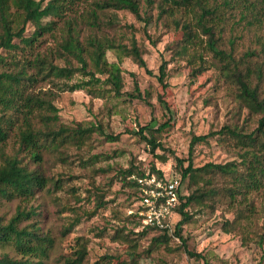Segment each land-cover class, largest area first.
I'll return each mask as SVG.
<instances>
[{
    "label": "trees",
    "instance_id": "16d2710c",
    "mask_svg": "<svg viewBox=\"0 0 264 264\" xmlns=\"http://www.w3.org/2000/svg\"><path fill=\"white\" fill-rule=\"evenodd\" d=\"M119 11H129L146 26L152 23V12L157 11L156 20L180 29L182 38L172 49L173 56L191 66L195 78L211 68L217 71L235 96L239 111L247 110L248 117H256L257 126L246 130L238 124H226L207 135H194L190 156L176 157L175 173L172 166L170 170L182 181L173 213V218L178 216L179 220L169 221L172 232L145 226L136 214H129L137 229H117L113 238L122 239L130 254L138 257V244L149 233L155 234L150 252L168 245L173 237H178L186 248L182 230L193 219L191 210L215 212L219 206L235 212L234 220L223 224L226 233L238 232L245 242L256 231L255 195L264 194V0H50L46 5L44 0H0V50L5 52L0 53V207L4 201L21 202L10 220L5 222L0 217V264H45L53 240L43 234L38 222L43 215L42 206L22 204L45 189H64L63 177L48 175L44 163L67 143L82 149L94 131L81 125L73 129L60 124L54 103L57 92L36 91L39 85L49 84L58 92H74L88 85L96 90L100 84H107L115 95H120L123 57H132L148 75L154 76L135 41L129 48L110 35L109 31L118 26ZM60 21L62 26H58ZM30 26L32 31L27 35ZM85 30L90 35L81 41ZM49 37L55 46L42 49ZM110 50L117 53L118 62L108 61ZM72 58L79 67L56 63ZM77 73L89 78L88 85L70 83ZM167 76L164 61L157 77L164 88ZM135 92L138 99H143L137 81ZM169 124L161 125L157 131L141 128L153 153L162 147L156 133ZM145 132H149V137L144 136ZM215 135L222 136L221 144L230 148L237 159L229 167L215 163L197 167L192 159L195 145L208 142ZM107 138L116 140L112 135ZM11 140L14 143L10 145ZM156 158L163 163L168 161L162 155ZM151 172L160 178L169 175L156 164ZM145 174L134 165L120 173L125 178ZM25 221L29 223L21 227ZM6 249L22 259H14ZM79 253L78 263L83 261L86 249ZM187 253L202 258L199 253ZM106 259L109 258L103 260Z\"/></svg>",
    "mask_w": 264,
    "mask_h": 264
},
{
    "label": "rangeland",
    "instance_id": "374dc122",
    "mask_svg": "<svg viewBox=\"0 0 264 264\" xmlns=\"http://www.w3.org/2000/svg\"><path fill=\"white\" fill-rule=\"evenodd\" d=\"M49 1L44 0V5ZM152 13V23L146 26L129 11L116 12L118 26L109 33L129 48L135 41L154 76L148 75L132 57H123V89L120 95H115L107 84H100L95 90L87 84L89 78L81 73H77L70 83L87 84L86 88L58 92L49 84H41L36 90L57 92L54 103L59 110L60 124L73 129L79 125L94 129L82 149L67 143L44 163L48 175L63 177L64 189H45L29 203L22 204L42 206L43 215L38 217V222L43 234L53 240L49 257L44 262L264 264V194L255 195L258 226L245 242L238 232L228 234L223 230L224 222L235 218V212L227 210L226 206L217 207L215 212L211 209L191 210L193 219L182 230L186 248L178 237H173L168 245H161L150 252V242L155 234L149 233L138 244V257L130 254L122 239L113 238L117 229L124 228L127 232L137 229L129 220L136 201L135 188L131 176H121L122 171L134 165L147 173L156 164L171 176L175 173L176 157L187 159L190 156L194 135H207L226 124H238L246 130L257 126L256 117H248L247 110L239 111L235 96L217 71L211 68L195 78L191 75V66L173 56L172 49L182 38V31L167 26L163 20H156L157 11ZM62 25L60 21L58 26ZM31 31L30 26L27 35ZM88 35L90 31L85 30L81 41ZM50 45L55 46L51 37L43 43L42 49ZM0 53L5 55L4 50ZM107 58L109 62L119 61L113 50L107 52ZM164 61L167 62L168 73L166 88L157 78ZM88 62L93 70L91 62ZM56 63L60 66H80L73 58L69 62L59 59ZM97 77L105 79L99 74ZM136 81L143 99L135 95ZM167 122L169 126L156 133L162 147L153 153L140 130L149 127L157 131ZM107 135L116 140H109ZM149 135V132L144 133V136ZM220 139L222 136L215 135L208 142L195 145L192 159L197 167L207 163L229 167L237 159L236 154L221 144ZM13 143L11 140L10 145ZM156 155L165 156L168 161L163 163ZM100 201H103L102 204ZM20 203L19 200L4 201L0 217H4L5 222L10 220ZM173 219L176 223L179 217ZM27 223L29 221L23 222L21 227ZM82 249H86V255L78 263ZM187 251L199 253L202 258L190 257ZM6 253L16 260L22 259L13 250L6 249ZM105 257L109 259L103 260Z\"/></svg>",
    "mask_w": 264,
    "mask_h": 264
},
{
    "label": "built area",
    "instance_id": "2783aa9c",
    "mask_svg": "<svg viewBox=\"0 0 264 264\" xmlns=\"http://www.w3.org/2000/svg\"><path fill=\"white\" fill-rule=\"evenodd\" d=\"M136 201L130 214H136L143 225L172 232L173 213L178 206L182 181L178 176L160 178L152 172L130 177Z\"/></svg>",
    "mask_w": 264,
    "mask_h": 264
}]
</instances>
